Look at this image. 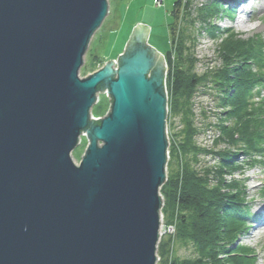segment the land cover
<instances>
[{
	"label": "water",
	"instance_id": "95a60500",
	"mask_svg": "<svg viewBox=\"0 0 264 264\" xmlns=\"http://www.w3.org/2000/svg\"><path fill=\"white\" fill-rule=\"evenodd\" d=\"M107 13L108 0H0V264H157L166 62L137 23L116 62L81 78Z\"/></svg>",
	"mask_w": 264,
	"mask_h": 264
},
{
	"label": "trees",
	"instance_id": "16d2710c",
	"mask_svg": "<svg viewBox=\"0 0 264 264\" xmlns=\"http://www.w3.org/2000/svg\"><path fill=\"white\" fill-rule=\"evenodd\" d=\"M191 3L192 0H175L172 19L176 21L182 10L184 14L179 19L184 26L188 20L193 28L196 23L204 30L215 32L218 26L213 18L221 11L218 0L195 6L193 11ZM174 26L168 27L165 86L171 96V114L178 120V125L174 126V122L171 125L173 133L172 143L168 146L166 185L177 190H170L169 194L163 186L162 196L166 209L170 207V217L176 218L177 241L191 245L194 250L193 256L167 264H254V251L235 241L250 226L261 221L251 212L244 181L228 179L225 175L238 169L232 161L239 152L245 158L244 165L264 166V97L253 101L259 92L257 87L264 86V42L255 37L236 38L223 49L222 67L213 72L211 82L221 88L223 97L216 103L228 108L225 113L233 124L217 125L208 116L198 120L190 102L192 90L204 79L171 69L173 48L187 64L191 63L192 51L190 53L188 44L195 37L193 30L186 33L184 26L180 33H175ZM219 30L215 33L230 31L228 28ZM216 131L218 135L214 134ZM220 143L228 144L234 153L216 151ZM210 153L219 156L220 161L210 165L205 160V155Z\"/></svg>",
	"mask_w": 264,
	"mask_h": 264
},
{
	"label": "rangeland",
	"instance_id": "374dc122",
	"mask_svg": "<svg viewBox=\"0 0 264 264\" xmlns=\"http://www.w3.org/2000/svg\"><path fill=\"white\" fill-rule=\"evenodd\" d=\"M175 0H108V13L103 20L100 28L92 34L89 46L83 56V64L79 70L81 78L87 77L89 74L104 66L107 60L117 61L119 54L123 53L125 43L129 35L137 23L146 24L149 27V34L147 42L148 45L155 48L158 53L165 54L168 50L169 44V29L170 25L174 26V32L180 33L184 26L183 21L180 20L184 11H180L179 20L172 19L171 10ZM184 1V0H183ZM210 0H192V11L195 6L198 7L202 3ZM222 1V2H221ZM231 0H218L221 11L217 17L213 18L214 23L218 26L219 31L228 28L229 32L222 34L211 32L202 29L198 24H192L187 20L185 28L186 33L193 30L194 40L190 44V53L192 51L191 63H186L182 57L179 56L177 50L173 48L171 52V69H176L179 72L190 73L193 76L204 79L192 90L190 102L193 104V112L198 120L204 119L206 116L210 117L214 124L227 125L231 123V119L226 116L228 108L219 106L216 102L219 97H223L221 88L217 87L214 82L213 72L222 67V59L225 57L224 48L228 43L237 39H249L255 37L264 42V0H241L236 8L229 10V2ZM240 1V2H241ZM212 35V36H211ZM214 35V36H213ZM217 36V37H216ZM184 56V55H183ZM185 57V56H184ZM167 69V66H166ZM167 71V70H166ZM261 90V86L259 87ZM258 88V89H259ZM259 97H264V90L261 91ZM167 117H166V132L168 145L172 143V124L178 125V120L174 119L171 114L170 107V93H167ZM105 94H99L98 101L91 108V115L94 119L103 118L109 111L110 102ZM258 101V99H256ZM202 106V109H201ZM204 111V112H203ZM200 114H202L200 116ZM231 123L230 125H232ZM228 126V125H227ZM226 127V126H225ZM219 129V128H218ZM217 129V130H218ZM219 131V130H218ZM218 131L214 134L218 135ZM220 140L222 138L220 137ZM80 144L73 150L72 157L76 163H79L83 155L87 140L82 137ZM202 141V139H200ZM211 143L208 142V145ZM216 151L226 150L232 152L233 148L228 144H217ZM234 153V152H232ZM240 153V152H239ZM239 153L232 161V164L238 165V169L233 174H227L228 179L243 180L246 188V200L249 202L251 212L255 214H263L259 212L264 209V166L255 164L254 166H247L245 158ZM220 157L213 154L205 155V160L210 165L216 164L220 161ZM170 171V170H169ZM168 177V170L166 166V178ZM165 178V179H166ZM165 180V189L170 194L171 186H167ZM162 187L160 194L162 197L161 207V230L160 238L157 245V264H167L171 261H180L187 259L193 254L191 245L182 244L175 237V216L170 217V207L165 205L164 196H162ZM259 212V213H258ZM175 214V210H174ZM241 243L252 249L256 255L254 264H264V221L253 224L247 232L239 236L235 243ZM159 253V254H158ZM193 256V255H192Z\"/></svg>",
	"mask_w": 264,
	"mask_h": 264
},
{
	"label": "bare ground",
	"instance_id": "6f19581e",
	"mask_svg": "<svg viewBox=\"0 0 264 264\" xmlns=\"http://www.w3.org/2000/svg\"><path fill=\"white\" fill-rule=\"evenodd\" d=\"M244 1V0H243ZM243 1H241L240 3H242ZM238 6V5H237ZM237 6H235L234 8H236ZM259 221H264V216H259L258 217Z\"/></svg>",
	"mask_w": 264,
	"mask_h": 264
},
{
	"label": "built area",
	"instance_id": "2783aa9c",
	"mask_svg": "<svg viewBox=\"0 0 264 264\" xmlns=\"http://www.w3.org/2000/svg\"><path fill=\"white\" fill-rule=\"evenodd\" d=\"M104 94L107 96V94H106V93H104ZM260 95H261V94H260ZM260 95H259V96H260ZM259 96L255 98V101H257L256 99H258V100H259V98H261V97H259ZM261 96H262V95H261ZM161 227H162V226H161Z\"/></svg>",
	"mask_w": 264,
	"mask_h": 264
}]
</instances>
